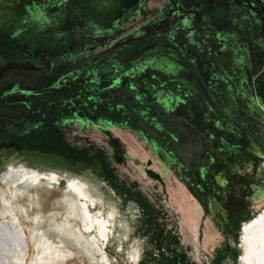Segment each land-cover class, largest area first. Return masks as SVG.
Wrapping results in <instances>:
<instances>
[{"label":"flooded vegetation","instance_id":"1","mask_svg":"<svg viewBox=\"0 0 264 264\" xmlns=\"http://www.w3.org/2000/svg\"><path fill=\"white\" fill-rule=\"evenodd\" d=\"M263 67L264 0H0V178L10 165L39 163L63 188L67 174L97 177L107 202L133 209L113 184L132 137L147 153L144 176L166 192L170 174L199 207L198 238L205 220L215 229L207 264L242 262L246 227L264 210ZM82 185L71 179L68 196L90 225ZM86 187L92 211L103 199ZM9 188L3 198L21 225L20 186ZM147 204L142 235L164 212ZM156 241L146 238L144 251L188 263L185 249Z\"/></svg>","mask_w":264,"mask_h":264},{"label":"rangeland","instance_id":"2","mask_svg":"<svg viewBox=\"0 0 264 264\" xmlns=\"http://www.w3.org/2000/svg\"><path fill=\"white\" fill-rule=\"evenodd\" d=\"M129 141L127 144L129 157L124 166L119 165V176L113 179V184L116 185V190L123 193L122 195H130L133 200L138 202L133 209H121L122 207L117 202L119 201L117 198L116 201L108 200L107 202V195L101 188L104 182L97 177L88 175L81 180L75 175L67 174L65 175L67 187L63 188L61 184L57 185L51 182L53 181L51 177H49L51 181L43 178L45 173L51 172L41 171L43 166L39 165V163L28 161L26 166L22 165V167H26L31 171L32 179L30 178L27 181V186L22 185L21 180L18 181L17 179L21 194L13 199V203L19 215L18 219L22 228L27 234L26 240L24 239L26 241L25 264H38L40 262L39 254L42 253L44 246L48 242L46 239L43 240L40 247L37 248L43 232L48 234L52 245L59 253L55 258L57 264H159V262L161 264H173L169 255L158 256L144 251L146 238L149 239L150 236L156 238V243L158 242L164 250H169L176 246L185 249L184 259H188L186 264H207V260L211 258L208 253H212L214 244L220 242L215 229L210 222L205 220L201 237L198 238L201 214L199 207L192 203L189 196L179 185H174L179 183L173 181L170 174L166 176V192L161 191L160 183L144 176L142 166L147 153L142 149L141 144L132 137L129 138ZM153 165H155V162ZM36 177H38L37 181L34 180ZM73 178H77L84 186L86 197L82 201L87 205L93 217L90 225H84L82 220L77 217V212L75 214L71 213L73 207L70 205L71 199H68V191L70 190L69 182ZM9 179H3L2 176L0 178V210L2 213H5L4 208L9 207L5 203L11 197L8 183L11 187L16 183ZM33 180L34 183L32 182ZM84 181L92 186L95 196L103 199L100 205L98 204L100 209L97 208V205L90 211L91 207L89 205H93L97 200L89 192ZM4 195L8 196H5L6 200L3 198ZM75 198V196L72 198L73 202H75ZM147 201L154 204L158 208L157 210L162 207V211L164 210L165 213L163 212L161 216L157 215L153 220L156 221L155 226L162 227V229L157 231L153 224L150 226L149 231L146 232V235H142V231L139 228L141 213H139L138 208L141 202H146L147 204ZM240 202L241 200L238 199V206ZM105 203L108 206L104 209ZM147 205L150 206L151 204ZM95 209L98 210L95 211ZM101 209L105 212L112 210L115 219L110 221L111 216H113L112 212L109 211L107 215H104ZM6 216L10 219V216ZM101 220L107 225L109 233L113 229L110 235L108 233V238L102 237L99 232V221ZM37 224L39 225L37 228L39 234L37 233V235L40 238H36V235L35 237L33 235ZM175 225L179 240L174 239L176 233L173 229H175ZM61 238L65 241L64 243H62ZM86 239L95 240L92 243L94 245L87 243L84 247L81 242ZM244 239L245 244H248L246 235ZM153 243H155L154 240ZM148 244L146 243V246L149 249L151 247L150 242ZM249 244L251 246L249 247V252L251 253L257 247V244ZM245 253L246 249L244 247L242 262L240 258L238 259V257L234 256L230 257V264H245L243 263ZM48 258L49 256L47 255ZM251 264H257L254 258L251 259Z\"/></svg>","mask_w":264,"mask_h":264},{"label":"bare ground","instance_id":"3","mask_svg":"<svg viewBox=\"0 0 264 264\" xmlns=\"http://www.w3.org/2000/svg\"><path fill=\"white\" fill-rule=\"evenodd\" d=\"M30 173H31V171L29 169H27L26 167L25 168L22 167L21 164H13V165H10L6 169V171L2 174V177H3V179L10 178L14 183L16 182L14 186H18L17 182L20 180H21L22 185L27 186L28 185L27 181L31 178ZM17 179H18V181H17ZM36 179H37V177L34 180H36ZM34 180L32 181L33 183H34ZM73 185L75 186L74 183H73ZM8 186H10L9 183H8ZM9 191H10V188H9ZM78 191L80 193V188H78ZM14 192L13 193H14L15 197H17L18 194H21V188H20V190H18V189L14 190ZM74 196H77V195H74ZM74 196L72 194L68 198V199H71L70 205H71V207H73L71 209L72 210L71 213L75 214L77 212V214H78L77 217H79L82 221H85L87 218L83 214V211H82L81 207L79 206L80 202L79 203L76 202V201H78L77 198L74 199L75 202H73V200H72V198ZM15 197H14V199H15ZM78 198H80V197H78ZM4 209H5V213H2L0 210V264H23L24 257L26 255V247H25L26 235H25V232L23 231V228L21 227V225L18 223L17 218L15 216H13L14 215V212L12 210L13 208H11V207L7 208L6 207ZM6 215L11 216V219H8ZM38 226L39 225L37 224L34 231H33V233H34L33 235H34V237L36 235V238H40L39 235H37V233L39 234V230L37 229ZM108 231L109 230L107 228V225L104 224V222H102V220L99 221V232H100L101 236L104 238H107V236H108L107 232ZM245 235H246V237H248V244H245L246 253L243 256V263L251 264V259L254 258L256 260L257 264H264V210L262 211L261 215L256 219L255 222L252 221V223L246 227V234ZM45 239L48 242L46 245L44 244L45 245L44 248L42 247L43 251L41 254H39L40 255L39 257H41L39 264H48L47 255L49 256L48 259L52 261L51 264H54V259H55V257L58 256L59 253H58L57 249L51 244V242L49 240V236L47 233H44V232L42 233L41 238H40V244L38 243L37 248L40 247L41 242H43V240H45ZM61 240H62V243L65 242L63 240V238H61ZM93 241L95 242V240L86 239V240L82 241L81 243L85 247V244H87V243L92 245ZM249 243L254 244V245L257 244V247L255 249H253V250L251 249L252 250L251 253L249 252V250H250L249 247H251ZM91 255H92V253H91Z\"/></svg>","mask_w":264,"mask_h":264},{"label":"water","instance_id":"4","mask_svg":"<svg viewBox=\"0 0 264 264\" xmlns=\"http://www.w3.org/2000/svg\"><path fill=\"white\" fill-rule=\"evenodd\" d=\"M1 81V80H0ZM256 85H257V90H258V94L261 96V98L263 97L264 99V67L262 69V71L258 74L257 78H256ZM7 88L4 87L3 85H1V82H0V99L2 97V93L6 90ZM166 98L167 103H165L163 100H161V104L164 108H168L169 106V103L172 102L171 99L169 97H164ZM262 99V100H263ZM165 100V101H166ZM263 102V105H264V101ZM1 110V108H0ZM3 110V109H2Z\"/></svg>","mask_w":264,"mask_h":264}]
</instances>
